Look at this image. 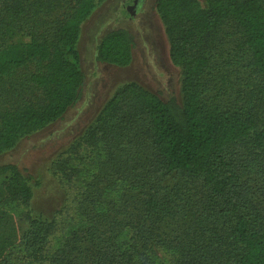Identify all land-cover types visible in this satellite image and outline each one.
I'll return each instance as SVG.
<instances>
[{
    "label": "trees",
    "instance_id": "trees-1",
    "mask_svg": "<svg viewBox=\"0 0 264 264\" xmlns=\"http://www.w3.org/2000/svg\"><path fill=\"white\" fill-rule=\"evenodd\" d=\"M104 1L0 0V154L79 100L82 27ZM156 10L181 101L120 86L53 161L70 203L52 218L33 215L32 177L0 165V264H264V0ZM133 57L125 28L97 47L104 63Z\"/></svg>",
    "mask_w": 264,
    "mask_h": 264
},
{
    "label": "rangeland",
    "instance_id": "rangeland-1",
    "mask_svg": "<svg viewBox=\"0 0 264 264\" xmlns=\"http://www.w3.org/2000/svg\"><path fill=\"white\" fill-rule=\"evenodd\" d=\"M131 5L132 0H105L97 5L83 24L78 43L85 73L79 100L61 119L0 154V165L15 163L32 177L34 196L31 209L34 216L52 218L70 203L65 185L52 172V163L93 122L120 86L134 81L163 99L181 101L182 73L171 61L169 40L156 10V0H140L136 7ZM118 28L127 29L134 39L133 61L127 66L97 59L101 39ZM32 70H35L33 65L21 69L16 76L18 82L23 83ZM21 91L31 94V88L24 83ZM8 209L11 212L10 221L20 235L28 226L20 217L24 208L11 204Z\"/></svg>",
    "mask_w": 264,
    "mask_h": 264
},
{
    "label": "flooded vegetation",
    "instance_id": "flooded-vegetation-1",
    "mask_svg": "<svg viewBox=\"0 0 264 264\" xmlns=\"http://www.w3.org/2000/svg\"><path fill=\"white\" fill-rule=\"evenodd\" d=\"M138 1L140 0H132V7H136V5L138 4Z\"/></svg>",
    "mask_w": 264,
    "mask_h": 264
}]
</instances>
